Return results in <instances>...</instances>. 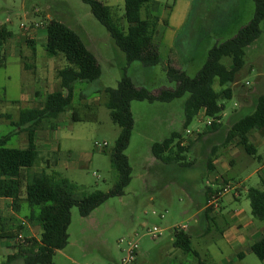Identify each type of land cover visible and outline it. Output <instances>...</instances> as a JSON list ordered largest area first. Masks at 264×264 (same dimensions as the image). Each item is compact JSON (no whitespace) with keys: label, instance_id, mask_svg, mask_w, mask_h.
<instances>
[{"label":"rangeland","instance_id":"1","mask_svg":"<svg viewBox=\"0 0 264 264\" xmlns=\"http://www.w3.org/2000/svg\"><path fill=\"white\" fill-rule=\"evenodd\" d=\"M156 1L160 4L156 13L161 20L156 30L159 32L168 24L169 12L165 6L172 3L171 0ZM106 4L112 8L113 18L123 22V0H109ZM173 6L171 22L174 24L184 19L189 10L185 24L174 32L177 35L176 45L170 52L165 46L161 48V62L157 66L144 67L139 62L127 66L124 53L81 0H0V25L4 24L12 33L3 46L5 66L0 68V137L10 135L8 146L18 147L15 144L16 134H13L16 128L10 123L18 121L21 108L39 107L44 100L41 95L58 88L56 73L66 64L61 55L50 57L44 50L45 28L50 19L60 21L76 32L101 69L100 77L94 82L76 84L72 105L79 120H72L68 111L56 120L44 122L37 131L38 139L44 142L45 133L59 127L54 133L53 144L63 157L62 163L57 165L60 160L57 152H45L39 148L38 160L32 169L25 171L26 175L41 170L47 173L57 171L78 186L75 195L79 197L94 190L108 192L118 180V172L110 161V152L120 129L111 121L109 110L104 105V89L117 87L126 66V74L132 82L152 93L174 88L175 83L167 78V65L194 77L206 61L208 50L234 36L249 22L254 12L253 0H177ZM22 24L29 29H22ZM33 24L39 25L37 37L30 29ZM259 28V37L245 49L243 67L238 71L235 82L230 84L232 98L223 101L224 123L235 109L239 117L248 114L256 96L264 94V20ZM157 32L156 42L159 41ZM221 63L230 67L231 60L223 58ZM215 88H218L217 85ZM34 91L40 94L29 102L26 97L29 92L33 95ZM187 97L188 94H185L168 103L131 102L133 128L129 145L124 151L131 167L130 183L122 196L109 197L85 217L79 214L77 207L71 209L68 243L64 249L54 253L52 259L55 264H120L125 256L127 241L138 244L136 258L129 264H202L204 260L209 264L214 260L225 261L232 254V247L220 235L225 222L221 223L219 218L214 222L205 220L202 230L197 228L195 221V215L202 206L201 198L197 197L210 185L226 186L227 191L220 202L223 215L244 210L257 226L264 227V221L251 215L246 196L249 188L264 190V169L256 172L264 162V145H255L257 155L262 158L260 161L234 141L223 143L227 129L236 117L228 120L223 140L220 134L215 133L212 141L202 142L207 135L196 132L205 129L209 118L199 112L184 127L183 105ZM238 103H245L246 109L237 108ZM186 130L192 134L187 135ZM172 132L181 134V143L188 147L181 161L185 165L176 162L164 164L154 159L151 153L153 143L169 137ZM17 133L18 145L26 144V132L20 129ZM261 136V133L253 132V141H258ZM229 151H237L241 157L231 158ZM219 154H223L226 161L233 159L234 165L227 164L218 171L219 178H213L210 174L212 168L209 169L207 164ZM237 194L239 200L234 199ZM190 196L196 198L194 203ZM0 206L6 209L5 204ZM9 210L13 214L11 217L2 215L3 212L0 214V236L10 232L16 237H0V264L6 263L10 253H18L25 238L32 237L31 234L27 236L25 230L29 222L25 218L28 214L26 204L22 205L20 213ZM19 214L21 218H16L15 215ZM181 226H187L185 232L203 231V237H191L198 257L173 246L174 229ZM195 226L191 231L190 228ZM154 228L161 231L156 238L149 234ZM31 231L37 235L38 226L31 224ZM232 260L230 264H264L253 253ZM8 264L24 263L15 259Z\"/></svg>","mask_w":264,"mask_h":264},{"label":"trees","instance_id":"2","mask_svg":"<svg viewBox=\"0 0 264 264\" xmlns=\"http://www.w3.org/2000/svg\"><path fill=\"white\" fill-rule=\"evenodd\" d=\"M89 6L92 15L108 31L116 46L124 53L126 64L139 62L144 67H154L161 62V57L154 42L160 17L156 15L160 4L156 0H123L122 21L113 18L112 8L101 0H81ZM177 0L165 7L170 13ZM252 18L231 38L213 45L207 58L194 77H189L183 70L167 65L166 74L170 82L175 83L172 89H161L152 93L142 86L135 85L126 74L127 66L116 88L104 89V105L109 110L111 121L120 131L114 147L110 152L112 166L118 172V180L108 191L94 190L82 196H76L78 186L62 177L57 171L47 173L45 170L26 175L38 160V149L35 144V133L44 122L56 120L60 115L70 111L71 119H80L72 102L75 85L92 83L101 75L100 66L95 56L88 50L76 32L64 23L50 19L46 24L44 50L50 57L61 55L66 64L57 70L58 88L46 95L39 107L24 108L19 113L15 128L26 132V146L9 148L6 146L10 135L0 137V198H10L12 207L19 212L21 203L28 207L25 218L40 227L39 239L25 238L19 246L18 253L9 255L5 264L21 259L24 264H55L53 255L62 250L68 243L67 229L70 224L71 209L77 207L82 217L89 215L109 197L122 196L131 180V167L124 154L129 145L133 128V117L130 109L132 101L168 103L188 94L184 110V127L199 113L206 118L220 120L224 111V100L232 98L230 84L235 82L238 71L243 67L245 49L260 35L259 25L264 20V0H253ZM165 22V21H164ZM12 33L3 24L0 25V67L4 65L3 45ZM230 58V67L221 60ZM217 85L218 88H215ZM219 123L213 121L211 129ZM264 130V94L256 96L253 109L237 118L227 129L223 143L235 142L247 154L254 155L255 148L248 140L251 131ZM181 134L172 132L160 142L153 143V157L168 164L182 163L184 152L188 147L181 145ZM215 149L213 148L212 152ZM210 169V162L207 164ZM246 196L250 204L251 215L264 221V190L249 188ZM211 208L206 209L209 212ZM21 228V225H19ZM1 238L13 239L10 232L2 233ZM173 246L185 253L198 257L193 248L190 235L178 228L173 232ZM253 254L264 259V238L251 247ZM204 264V263H202Z\"/></svg>","mask_w":264,"mask_h":264},{"label":"crops","instance_id":"3","mask_svg":"<svg viewBox=\"0 0 264 264\" xmlns=\"http://www.w3.org/2000/svg\"><path fill=\"white\" fill-rule=\"evenodd\" d=\"M102 2H104L105 4L108 3L109 0H101ZM177 2V1H176ZM191 5V4H190ZM189 12V10H188ZM188 12L185 13V17L184 19L180 20V22L174 24L172 23V16L174 15V11L172 9V11L168 14V18H167V21H168V24L166 26L163 27V29H161L158 33V37H159V41L156 42L155 41V36H154V42L156 43L157 45V48H158V51H159V54H160V57H161V53H160V50L161 48H163L164 46L166 48H168V51L170 52L172 49H174L175 45H176V37L177 35L174 34L175 30H179L186 22V18H187V15H188ZM38 30H39V27L37 29H32V32L34 31V34L35 36L37 37V33H38ZM158 30V29H156ZM45 31H46V28H45ZM155 32V34H156ZM31 34V33H30ZM34 34H33V37H34ZM12 36V35H11ZM45 37H46V32H45ZM11 38V37H10ZM8 38L6 40V42L10 39ZM5 42V43H6ZM4 43V44H5ZM4 46V45H3ZM4 49V47H3ZM4 51V50H3ZM5 56V54H4ZM5 61V60H4ZM5 65H3L2 67H4ZM1 68V67H0ZM59 82V81H58ZM36 89V88H34ZM76 85H75V90H76ZM74 90V91H75ZM53 92V91H51ZM49 92V93H51ZM47 93V94H49ZM40 93H37L36 91L33 92V95L29 92V95L26 97V99H29V102L30 101H33V97L34 96H38ZM41 95V97L45 98L46 95ZM232 95H233V92H232ZM44 101V100H43ZM13 103H16V104H19V102H13ZM254 107V104L253 106H251L250 108H248V110H252ZM34 108V107H32ZM237 108H239L240 110H243V109H246V104L245 103H238L237 104ZM23 108H21L22 110ZM20 110V111H21ZM19 111V113H20ZM202 114V112H200ZM236 117V118H235ZM231 118H235L233 121H235L237 118H239V115H238V110L235 109L234 112L229 116L228 120L231 119ZM227 120V122H228ZM226 123L223 122V119H222V116H221V119L219 121V125L216 127V129H210L209 130V127H205V129H202V130H199L196 132L197 133H205L207 136L204 137V141L202 142H209V141H212L213 138H214V134L217 133V135L220 134L219 137H222L221 139L223 140V137H224V130H225V127H226ZM10 123V122H9ZM11 124V123H10ZM12 125V124H11ZM59 128V127H58ZM57 128V129H58ZM56 129V130H57ZM17 130V131H16ZM16 130H14V135L16 137V141H15V144L16 146L18 147H12V146H8V142L10 140L7 141L6 143V146L9 147V148H23L26 146V144H21V145H18L19 143V140L17 138V132L20 130V127L16 128ZM39 130V129H38ZM37 130V131H38ZM55 129H53L52 131H47L45 133V139H44V142H42L41 140L38 139V136H37V131L35 133V144L37 146V149H38V152H39V148H42L43 151L45 152H57L59 154V162L57 165L61 164L62 163V156L60 155L59 153V149L57 147L54 146L53 142H54V133L56 132ZM16 131V132H15ZM253 132H258V133H261L262 136L259 138L258 141H253ZM12 134V135H13ZM2 137V136H1ZM248 140L249 142L254 146L255 148V154L253 155L254 157H256L258 160L262 161V158H261V155H257V149L255 147V145H258V144H262L264 145V130H254V131H251L249 132L248 134ZM44 143V145H43ZM42 144V145H41ZM211 144V143H210ZM23 146V147H21ZM42 146V147H41ZM193 151V150H192ZM220 155V154H219ZM218 155V157H216L215 160L212 161V163H210V167L212 168V171L210 174L213 175V178H219V170L222 169V168H225L227 164L229 165H234L233 164V159L231 158H234L235 157H241L239 156V152L237 151H229V155L231 158H229L230 161H226L223 157V154H221L220 156ZM233 155V156H231ZM237 155V156H236ZM39 156V155H38ZM154 158V157H153ZM155 159V158H154ZM203 162V161H202ZM56 165V166H57ZM34 167V166H33ZM32 167V168H33ZM31 168V169H32ZM264 169V162L261 166V168L259 170H257L256 172L259 173L261 170ZM217 181V180H216ZM223 182L224 183H227L226 180L223 179ZM262 183H264V180H262ZM210 184H213V183H210ZM218 189H221L220 186H214V185H210V187H206L204 189V191L202 192V195L198 196L197 198H201L202 200V206L201 208L198 210V213H196L195 215V221H196V226L197 228L201 227V225L204 223V221H208V220H212L213 222L216 221L217 218H219V220L221 219V223L222 221L225 222L224 226L222 227V230L220 232V235L221 237L223 238L224 241H227L228 245L231 248V252L232 254L229 255V257H227L225 259V261H211L209 262V264H230L233 262L232 258L234 257H239V258H243L247 253H252L251 251V247L257 243L258 241H260L261 239L264 238V227H259L257 226L248 216V214L244 211V210H239L238 212H233V213H230L229 216H225L223 215L222 213V209H221V200L223 199L224 195L221 197L220 199V202H219V208L216 209V210H213L211 209L209 212H207V215H206V209L208 208L207 207V203H208V200H209V197L211 194H213L216 190ZM191 202L194 203L195 202V199L190 196L189 197ZM234 199L235 200H239V194H237V196H234ZM0 204H5L6 206V209H3V207L0 206V214H2L1 212H3L2 215L4 216H12V211H10L9 209H13L12 207V200L10 198H0ZM24 203H22L23 205ZM21 205V207H22ZM9 208V209H8ZM14 210V209H13ZM220 211V214H218V211ZM28 211V210H27ZM29 212V211H28ZM214 212V213H213ZM217 212V213H215ZM20 213V212H19ZM211 213L215 214V215H212ZM24 216V214H23ZM16 218H21L20 214L19 215H15ZM22 224H25L24 221L21 222ZM196 226L194 228H190L191 231L194 230L196 228ZM39 228V231H38V236L33 234L32 231H31V223H27V227H26V234L27 236H32V238H35L36 240L39 239V234H40V227L38 226ZM201 229L203 230V228L201 227ZM189 235H190V238L193 236H199V237H203L204 236V233L203 231L201 232H187ZM231 244L233 246H231ZM237 249H236V248ZM196 250V249H195ZM12 252V251H11ZM198 253V252H197ZM11 254V253H10ZM9 254V255H10ZM222 254V253H221ZM199 255V254H198ZM255 255V254H254ZM256 256V255H255ZM257 257V256H256ZM264 261V259L262 260ZM204 264H207V260H204L203 262Z\"/></svg>","mask_w":264,"mask_h":264},{"label":"built area","instance_id":"4","mask_svg":"<svg viewBox=\"0 0 264 264\" xmlns=\"http://www.w3.org/2000/svg\"><path fill=\"white\" fill-rule=\"evenodd\" d=\"M39 27V25L37 24H33V26H30V29H37ZM21 28L24 30H28L29 27H25V25H21ZM214 122L219 123L220 120H213L212 118H209L207 120V122L205 123L206 127H210L211 124ZM187 135L192 134L191 131L186 130L185 131ZM105 145V143L103 144ZM181 145H184V142L181 143ZM226 187V186H225ZM223 187L221 189L216 190L213 194L210 195L208 203H207V207L211 208L213 210H216L219 208V202L221 197L225 194V192L227 191L226 188ZM178 229L180 230H186L187 226H181L178 227ZM161 231L157 228L152 229L151 231H149V234L153 237L156 238L158 235H160ZM19 238H21V236L19 235ZM137 250H138V244L136 242H131V241H127V248L125 250V256L121 259V263L120 264H129L132 263L135 258H136V254H137Z\"/></svg>","mask_w":264,"mask_h":264}]
</instances>
